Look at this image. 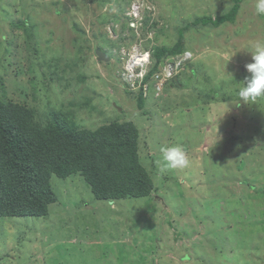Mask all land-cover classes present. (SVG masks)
I'll return each mask as SVG.
<instances>
[{
    "label": "rangeland",
    "instance_id": "rangeland-1",
    "mask_svg": "<svg viewBox=\"0 0 264 264\" xmlns=\"http://www.w3.org/2000/svg\"><path fill=\"white\" fill-rule=\"evenodd\" d=\"M233 3L0 0V97L33 105L42 125L51 111L80 128L132 121L155 187L96 200L79 174L52 175L58 201L46 216L0 217V264H264V98L236 94L264 41L254 0H241L233 22L184 29V51L142 87L128 78L148 74L153 48L186 24ZM170 145L188 164L160 175Z\"/></svg>",
    "mask_w": 264,
    "mask_h": 264
},
{
    "label": "trees",
    "instance_id": "trees-1",
    "mask_svg": "<svg viewBox=\"0 0 264 264\" xmlns=\"http://www.w3.org/2000/svg\"><path fill=\"white\" fill-rule=\"evenodd\" d=\"M241 0L215 17L196 18L179 30L170 47L153 48L147 79L164 58L184 51L183 30L197 24L217 27L233 22ZM137 105L144 99L139 93ZM139 131L132 121H111L80 128L65 115L50 112L42 125L33 105L0 97V217H44L58 201L51 176L79 174L94 199L113 201L146 197L155 189L139 160Z\"/></svg>",
    "mask_w": 264,
    "mask_h": 264
},
{
    "label": "clouds",
    "instance_id": "clouds-1",
    "mask_svg": "<svg viewBox=\"0 0 264 264\" xmlns=\"http://www.w3.org/2000/svg\"><path fill=\"white\" fill-rule=\"evenodd\" d=\"M254 7L257 15H264V0H254ZM250 53L251 62L245 65L250 76L241 81L242 83L236 93L238 101L248 104L264 98V41L254 42ZM231 76L234 78L232 74ZM160 152L162 154L161 163L158 167L160 175L169 170L183 169L188 164L186 154L179 145L161 147Z\"/></svg>",
    "mask_w": 264,
    "mask_h": 264
},
{
    "label": "built area",
    "instance_id": "built-area-1",
    "mask_svg": "<svg viewBox=\"0 0 264 264\" xmlns=\"http://www.w3.org/2000/svg\"><path fill=\"white\" fill-rule=\"evenodd\" d=\"M139 60H140V57L136 58V62L139 63V68H140V65H141L142 63H141ZM140 70H141V69H140ZM164 70H165V69H164ZM129 73H130V74H129V77H128V78H129V80H130L131 82H134V81H133V78H132L133 76H135V78H136V77L141 78V80H140L139 82H140V84H141L140 87H142V85H143L144 83H141V82H142V80L144 79V76H145V75L143 76V74H141L140 71L134 73L133 70H132L131 72H129ZM132 75H133V76H132ZM161 75H164V74L161 72Z\"/></svg>",
    "mask_w": 264,
    "mask_h": 264
},
{
    "label": "water",
    "instance_id": "water-1",
    "mask_svg": "<svg viewBox=\"0 0 264 264\" xmlns=\"http://www.w3.org/2000/svg\"><path fill=\"white\" fill-rule=\"evenodd\" d=\"M99 58H103L105 60L106 56H104V54L99 53Z\"/></svg>",
    "mask_w": 264,
    "mask_h": 264
},
{
    "label": "bare ground",
    "instance_id": "bare-ground-1",
    "mask_svg": "<svg viewBox=\"0 0 264 264\" xmlns=\"http://www.w3.org/2000/svg\"><path fill=\"white\" fill-rule=\"evenodd\" d=\"M139 61H142V58H140V60ZM133 62V61H132ZM133 64V63H132ZM137 64H139V63H137ZM141 68V67H140Z\"/></svg>",
    "mask_w": 264,
    "mask_h": 264
}]
</instances>
